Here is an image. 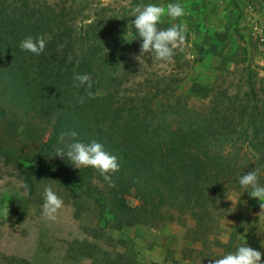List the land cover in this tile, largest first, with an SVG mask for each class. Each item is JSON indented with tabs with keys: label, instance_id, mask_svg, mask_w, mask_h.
I'll return each mask as SVG.
<instances>
[{
	"label": "trees",
	"instance_id": "16d2710c",
	"mask_svg": "<svg viewBox=\"0 0 264 264\" xmlns=\"http://www.w3.org/2000/svg\"><path fill=\"white\" fill-rule=\"evenodd\" d=\"M133 18H125L123 29L140 48ZM86 20L62 3L0 0V116L28 117L39 124L36 134L48 127L49 139L38 145L45 153L71 142L70 131L83 142L102 143L120 164L114 186L95 169H76L66 158L56 165L28 164L1 142L0 163L15 164L30 190V177L39 169L77 191L111 229L187 217L194 222L192 240L206 241L228 211V195L244 191L241 175L256 170L264 184V89L250 86L239 98L215 82L206 104L188 106L178 94V78L139 81L141 69L124 61L123 40L111 46L103 40L105 27ZM30 35L48 38L42 55L20 50ZM76 73L90 75L91 89L72 86ZM88 91L92 97L78 103ZM130 194L135 207L127 203ZM247 245L259 247L254 235Z\"/></svg>",
	"mask_w": 264,
	"mask_h": 264
},
{
	"label": "rangeland",
	"instance_id": "374dc122",
	"mask_svg": "<svg viewBox=\"0 0 264 264\" xmlns=\"http://www.w3.org/2000/svg\"><path fill=\"white\" fill-rule=\"evenodd\" d=\"M65 4L81 16L85 24H101L103 40L115 45L123 40L125 63L141 69L144 78H178V94L188 106L208 102L213 84L229 95L243 97L250 86L264 89V0H49ZM180 2L186 15L187 33L176 59L164 64L140 56L137 43L129 41L123 29L125 18L147 3L166 5ZM80 20V19H79ZM165 23L171 25L168 18ZM0 116V142L28 164L55 165L62 160L39 149L49 139L48 127L36 134L39 124L21 114ZM16 120V121H15ZM30 123L34 125L27 127ZM36 125V127H35ZM37 131V132H36ZM37 135V136H36ZM33 187H18L24 177L15 164L0 163V264L17 259L27 264H214L215 258L247 244L252 235L264 253V213L258 198L247 192H231L228 211L206 241L192 240L194 222L187 217L152 227L146 224L117 231L98 221V211L90 199L60 185L39 169L30 177ZM50 186L64 207L55 222L42 215L44 188ZM129 206L138 201L130 194ZM233 201V202H232ZM8 207V215L5 209ZM215 257V258H213ZM264 264V255H262Z\"/></svg>",
	"mask_w": 264,
	"mask_h": 264
},
{
	"label": "clouds",
	"instance_id": "9594fccd",
	"mask_svg": "<svg viewBox=\"0 0 264 264\" xmlns=\"http://www.w3.org/2000/svg\"><path fill=\"white\" fill-rule=\"evenodd\" d=\"M131 24L135 29V34L140 43V56L150 55L151 59L164 64L171 63L177 49H181L185 42V24L176 23L179 18L186 15L185 8L180 2H169L166 5L157 3H147L134 9ZM171 23L170 27L163 28L165 18ZM48 38L44 35L36 37L27 36L19 43L21 51L40 56L44 53ZM136 40V39H134ZM73 87H85L91 89L92 82L90 75L87 73H76L73 75ZM92 93L88 91L86 96L78 97L77 102L83 104L86 98H91ZM71 142L64 144V147L57 148L55 156L66 158L74 168H93L105 181L111 183L112 176L120 171V164L116 156L105 150L102 143L96 140L83 142L78 139L77 131L67 133ZM64 140V135L60 137ZM240 187L252 198H258L259 207L264 213V184L260 183L258 171L252 170L247 174L239 177ZM18 187L28 191V185L21 183ZM44 203L42 205V215L47 221L55 222L58 219L59 212L64 207L63 200L57 195L52 187L47 186L43 192ZM233 202V201H232ZM8 215V207L5 209ZM261 251L255 250L247 244H242L234 252H228L214 259V264H262Z\"/></svg>",
	"mask_w": 264,
	"mask_h": 264
}]
</instances>
